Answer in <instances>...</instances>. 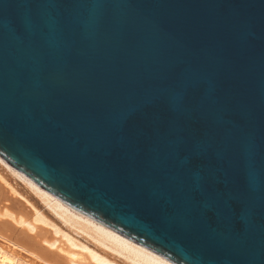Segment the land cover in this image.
<instances>
[{"label":"water","instance_id":"95a60500","mask_svg":"<svg viewBox=\"0 0 264 264\" xmlns=\"http://www.w3.org/2000/svg\"><path fill=\"white\" fill-rule=\"evenodd\" d=\"M0 156L177 264H264V0H0Z\"/></svg>","mask_w":264,"mask_h":264},{"label":"bare ground","instance_id":"6f19581e","mask_svg":"<svg viewBox=\"0 0 264 264\" xmlns=\"http://www.w3.org/2000/svg\"><path fill=\"white\" fill-rule=\"evenodd\" d=\"M0 165V264H177L62 201L2 156Z\"/></svg>","mask_w":264,"mask_h":264},{"label":"rangeland","instance_id":"374dc122","mask_svg":"<svg viewBox=\"0 0 264 264\" xmlns=\"http://www.w3.org/2000/svg\"><path fill=\"white\" fill-rule=\"evenodd\" d=\"M0 171L2 170V166L0 165ZM4 169V168H3ZM6 179L8 180V182H10L11 183V185H13L15 188H18L17 190H20V192H24L23 190L25 189V187L23 188V185L18 181V180H14V178L13 177H11L10 175H8L7 173H6ZM23 188V189H22ZM23 194H25V193H23ZM31 194V193H30ZM33 194H31V196H32ZM34 196V195H33ZM32 196V197H33ZM33 199H37L35 196L33 197Z\"/></svg>","mask_w":264,"mask_h":264}]
</instances>
